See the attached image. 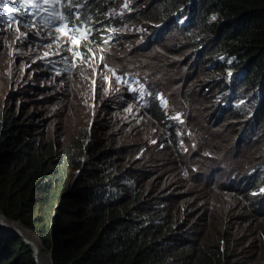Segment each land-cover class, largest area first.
Masks as SVG:
<instances>
[{"label": "clouds", "instance_id": "obj_1", "mask_svg": "<svg viewBox=\"0 0 264 264\" xmlns=\"http://www.w3.org/2000/svg\"><path fill=\"white\" fill-rule=\"evenodd\" d=\"M181 1L74 0L82 7L73 9L70 25L90 29L74 47L56 39L61 21L50 18L63 6L34 0L44 9L38 10L0 0V123L9 128L0 147L11 155L16 142L29 140L24 155L72 153L50 223L79 177L95 180L110 172L106 190L113 195L158 196L157 220L172 233L164 250L172 264H264V118L258 116L264 76L253 85L244 78L248 60L232 66L238 48L235 55H220L229 66L216 81L203 76L204 47L214 37L194 42L202 0ZM237 22L228 25L235 30ZM164 52L188 71L168 73ZM182 77L204 95L206 118L192 104L197 97L181 86ZM49 116L53 129L44 134ZM209 127L219 130L205 133ZM223 131L232 133L225 148ZM90 152H103V158L94 163ZM53 167L47 164V170ZM100 198L111 200L112 194ZM0 219V231L28 245L35 264H53L51 249L33 232L2 210Z\"/></svg>", "mask_w": 264, "mask_h": 264}, {"label": "trees", "instance_id": "obj_2", "mask_svg": "<svg viewBox=\"0 0 264 264\" xmlns=\"http://www.w3.org/2000/svg\"><path fill=\"white\" fill-rule=\"evenodd\" d=\"M215 15L217 19H213ZM197 16L194 42L202 45L206 38L214 37V44L204 47L207 65L202 67L203 76L216 81V76L225 73L223 66H229L220 62V55H235L238 48L232 66L248 60L251 65L244 64L248 68L244 78L257 85L264 76V0H202ZM235 20L233 30L228 22ZM220 21L222 26H218ZM214 61L218 66L210 68L208 64ZM262 105L260 120L264 118V97ZM8 129L0 123V145L3 131ZM31 144L29 140L16 142L11 155L0 147V210L51 249L53 264H172L164 256L172 233L157 220L158 196L141 191L113 195L112 189L106 190L110 172L95 180V175L79 177L61 198L50 223L51 207L62 190L72 153L64 148L41 156L36 152L24 155ZM95 153L88 157L97 163L103 152ZM50 162L55 167L47 170ZM103 192L112 194L111 200L101 199ZM0 264L35 261L31 248L19 237L0 231Z\"/></svg>", "mask_w": 264, "mask_h": 264}, {"label": "snow or ice", "instance_id": "obj_3", "mask_svg": "<svg viewBox=\"0 0 264 264\" xmlns=\"http://www.w3.org/2000/svg\"><path fill=\"white\" fill-rule=\"evenodd\" d=\"M20 2L32 4V6L38 10H44L42 8L41 3L34 2V0H20ZM44 3L49 4L50 7L52 5H61L65 8L64 12L56 11V12L50 13V18L52 20L61 21V25H58L56 27V32L60 34L59 36L56 37V39H60L61 37H63L64 38V44L66 46L69 42H71V44L74 47H76L79 45L80 40H84L87 38L88 34L90 33V29H88V28L81 29L80 27L76 26L75 24L70 25V20H71V17L73 16V9L78 8V7H82V5H80L78 3H74V0H67L66 4L62 3V0H44ZM0 7H2V5H0ZM8 11L11 12V11H13V9L9 8ZM30 15L33 18L31 26L33 28H36L37 23L35 21V18L39 15V13L34 12V13H31ZM76 19L77 20L80 19L79 15L76 16ZM40 23L44 24L46 22L44 20H41ZM28 26H29L28 24H24V27H28ZM78 33L80 34L79 36H77ZM37 34H39V33H37ZM21 35L23 36L24 33H21ZM68 50L71 51L72 49L69 48ZM45 55H48V54L45 53ZM73 55H74V57H78V56H80V53L74 52Z\"/></svg>", "mask_w": 264, "mask_h": 264}, {"label": "rangeland", "instance_id": "obj_4", "mask_svg": "<svg viewBox=\"0 0 264 264\" xmlns=\"http://www.w3.org/2000/svg\"><path fill=\"white\" fill-rule=\"evenodd\" d=\"M175 58L173 55H169V52H164L163 54V57H162V61H165L168 63L166 64L167 65V68L169 69L168 70V73L170 74H181V72L185 73L188 71V68H187V65L186 64H179L178 66H175V61H173ZM172 60V61H171ZM197 78V77H196ZM183 79V77H182ZM198 79V78H197ZM184 83L181 84V86L186 89L188 92H191V95L196 98L195 100H192V104L199 110L200 112V115L203 117V118H206L208 115L207 113L209 112L208 108L206 105H204L203 101L199 98V97H203L204 95L199 91V92H196V91H191L193 89H195V87H191L190 85H187V82H188V79H186L184 77ZM204 99V97H203ZM191 103V102H190ZM37 103H34V107L33 109L36 107ZM42 107V106H41ZM47 119H50L49 123H48V126L45 127L43 129V133L44 134H49L52 129H53V119H52V116H49L47 117ZM208 123L206 124V127H208ZM219 129H217L216 127H212V128H207V130L205 131V133H208L209 131H218ZM223 134L225 135V137L227 138H224L222 141H221V147L225 148L228 146V137H230V135H232V133L230 131H223Z\"/></svg>", "mask_w": 264, "mask_h": 264}, {"label": "water", "instance_id": "obj_5", "mask_svg": "<svg viewBox=\"0 0 264 264\" xmlns=\"http://www.w3.org/2000/svg\"><path fill=\"white\" fill-rule=\"evenodd\" d=\"M31 245L33 246L34 249H36V247L33 244H31Z\"/></svg>", "mask_w": 264, "mask_h": 264}, {"label": "bare ground", "instance_id": "obj_6", "mask_svg": "<svg viewBox=\"0 0 264 264\" xmlns=\"http://www.w3.org/2000/svg\"><path fill=\"white\" fill-rule=\"evenodd\" d=\"M36 244L38 245V243L36 242ZM39 246V245H38Z\"/></svg>", "mask_w": 264, "mask_h": 264}]
</instances>
